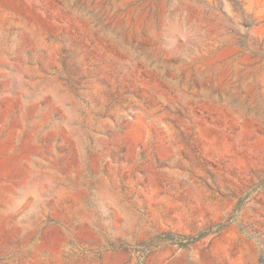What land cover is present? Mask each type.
Wrapping results in <instances>:
<instances>
[{
    "label": "rangeland",
    "instance_id": "1",
    "mask_svg": "<svg viewBox=\"0 0 264 264\" xmlns=\"http://www.w3.org/2000/svg\"><path fill=\"white\" fill-rule=\"evenodd\" d=\"M0 264H264V0H0Z\"/></svg>",
    "mask_w": 264,
    "mask_h": 264
}]
</instances>
